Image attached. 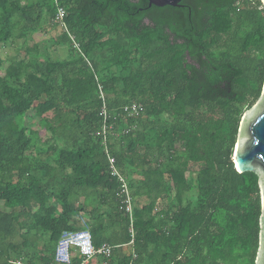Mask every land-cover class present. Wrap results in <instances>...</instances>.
<instances>
[{
	"label": "trees",
	"instance_id": "16d2710c",
	"mask_svg": "<svg viewBox=\"0 0 264 264\" xmlns=\"http://www.w3.org/2000/svg\"><path fill=\"white\" fill-rule=\"evenodd\" d=\"M58 2L83 55L63 30L34 40L57 27L52 0H0V49H13L8 70L0 56V264H56L80 215L95 247L115 246L108 264H255L258 176L232 157L234 109L264 84L261 1ZM98 83L115 129H129L109 148L132 199V244L96 135ZM132 101L139 113L122 112Z\"/></svg>",
	"mask_w": 264,
	"mask_h": 264
},
{
	"label": "built area",
	"instance_id": "2783aa9c",
	"mask_svg": "<svg viewBox=\"0 0 264 264\" xmlns=\"http://www.w3.org/2000/svg\"><path fill=\"white\" fill-rule=\"evenodd\" d=\"M54 5V15L51 21L55 23L61 30L68 33L64 18L66 10L59 4L58 0H52ZM73 46L83 55L79 49V44L75 42L74 37L69 34ZM98 94L100 99V107L98 108V117L100 119V126L96 131V135L100 139L102 151L104 152L107 161L109 172L115 176L119 182V194L121 196V206L124 212L128 215L130 226L128 228L130 240L128 244L133 243L134 231L132 226L133 210L132 199L127 182L115 164L113 156L110 154L109 142L113 137H118L119 133H126L129 129L117 130L112 122V117L107 109V102L102 85L98 83ZM141 105L132 101L122 107V112L128 115L138 114ZM80 228L78 230H65L62 232L54 250V261L56 264H96L95 259H100L101 264H108L113 249L115 246L109 243H102L95 247L92 243V237L89 230L87 216L80 215L78 217ZM132 257H135L133 251H130ZM76 257L77 259H74ZM10 264H28L20 258L9 260ZM127 264H131L129 261Z\"/></svg>",
	"mask_w": 264,
	"mask_h": 264
},
{
	"label": "water",
	"instance_id": "95a60500",
	"mask_svg": "<svg viewBox=\"0 0 264 264\" xmlns=\"http://www.w3.org/2000/svg\"><path fill=\"white\" fill-rule=\"evenodd\" d=\"M181 0H147L150 6L181 7ZM264 5V0H260ZM237 172H254L258 176L261 196L259 247L255 264H264V84L257 101L245 111L239 124L232 157Z\"/></svg>",
	"mask_w": 264,
	"mask_h": 264
},
{
	"label": "rangeland",
	"instance_id": "374dc122",
	"mask_svg": "<svg viewBox=\"0 0 264 264\" xmlns=\"http://www.w3.org/2000/svg\"><path fill=\"white\" fill-rule=\"evenodd\" d=\"M261 4L263 5V3L261 2ZM264 6V5H263ZM61 28L60 27H56L55 29H53L51 32H42V31H38L35 35H34V40H40L42 38H51V36L53 35H56L60 32ZM13 54V49L11 47H6L5 49H0V56L3 57L5 59V62H4V66H3V69L2 71L4 70H8L7 68L9 67V59H8V56L12 55ZM65 54V48L64 47H61V46H53L51 47V55L52 57L54 58H58V57H62L64 56ZM234 112L235 114H242V117L244 116L245 114V111L239 109L238 107H235L234 109ZM84 191H87L84 190ZM72 200H75V199H78V197L76 196H71ZM0 209L3 210V209H6L2 203V201H0ZM42 240H45V237H42ZM128 247H125L124 249H121L122 251H125L127 252L128 251Z\"/></svg>",
	"mask_w": 264,
	"mask_h": 264
},
{
	"label": "crops",
	"instance_id": "0c3cea01",
	"mask_svg": "<svg viewBox=\"0 0 264 264\" xmlns=\"http://www.w3.org/2000/svg\"><path fill=\"white\" fill-rule=\"evenodd\" d=\"M94 263H96V264H101L100 259H95V260H94Z\"/></svg>",
	"mask_w": 264,
	"mask_h": 264
},
{
	"label": "flooded vegetation",
	"instance_id": "af4514ba",
	"mask_svg": "<svg viewBox=\"0 0 264 264\" xmlns=\"http://www.w3.org/2000/svg\"><path fill=\"white\" fill-rule=\"evenodd\" d=\"M184 6V5H183ZM152 6L148 7V8H151Z\"/></svg>",
	"mask_w": 264,
	"mask_h": 264
}]
</instances>
